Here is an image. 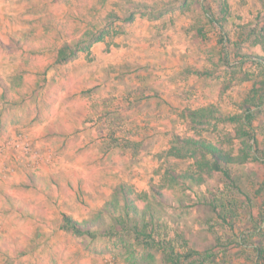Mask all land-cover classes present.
<instances>
[{
    "label": "crops",
    "instance_id": "0c3cea01",
    "mask_svg": "<svg viewBox=\"0 0 264 264\" xmlns=\"http://www.w3.org/2000/svg\"><path fill=\"white\" fill-rule=\"evenodd\" d=\"M237 1L230 0L229 6L219 10L212 8L208 17L203 8L180 7L183 0H0V125L7 122L6 104L11 105L14 120L20 119L22 104H32L35 115L24 120L29 124L24 129V139L39 148L56 139L62 144L77 139L86 154L92 152V159L112 160L124 168L133 165L135 156L167 160L172 157L168 154L171 146L169 142L166 146L161 136L170 135L184 122L183 111L189 110L191 114L213 107L217 109L216 117L223 114L219 105L223 91H237L235 87L228 90L230 85L221 88L226 73L218 71V66L237 62L224 52L229 42L239 44V17L244 10L240 12L239 5L235 6ZM187 3L188 0L184 5ZM261 11L258 8L252 14ZM87 21L95 30L107 32L89 43L93 51L91 59L79 53L59 61L61 36L66 38L80 32L83 36L89 30L85 28ZM229 25L232 31L226 29ZM3 32L10 33L7 40ZM256 44L263 46L258 41ZM9 46L13 53L4 50ZM258 55L264 57V52ZM11 64L14 77L9 78ZM2 85L9 86L10 99L5 100L7 91ZM201 96H205L204 101ZM209 96L211 100L206 98ZM263 106L254 108V118ZM252 132L261 158L253 163L264 162V124L254 122ZM121 136L126 137L127 144L120 145L119 150L112 142H120ZM90 137L99 146H106V150H87V146L92 147ZM149 143L150 149L144 145ZM71 153L76 160V153ZM115 158L117 161H113ZM124 158L132 161H120ZM249 163L240 167L247 169L244 165ZM168 165L163 164L162 176ZM97 167L96 175L102 174L108 181L120 177L113 186L128 181L124 172L114 174L112 167L103 170L101 163ZM76 168L84 171V167L76 165ZM66 183L73 182L66 179ZM3 203L0 200V206ZM17 203L27 206L23 201ZM15 213L5 219L8 225L14 223ZM39 218L50 223L52 215L38 211L23 217V221L33 224ZM15 229L16 226L9 227L11 233ZM33 232H26L28 240L35 237ZM4 240L0 236V253H9L13 258L12 247H6L10 244ZM41 246L45 249V244ZM29 252L31 249L25 248L16 254L27 256ZM46 260L38 264H51L50 257ZM33 262L29 264H36Z\"/></svg>",
    "mask_w": 264,
    "mask_h": 264
},
{
    "label": "rangeland",
    "instance_id": "374dc122",
    "mask_svg": "<svg viewBox=\"0 0 264 264\" xmlns=\"http://www.w3.org/2000/svg\"><path fill=\"white\" fill-rule=\"evenodd\" d=\"M183 1L185 4L186 0ZM229 2L230 0H188L186 5L180 3V7L203 8L206 5L211 6L214 10H219L221 7L229 6ZM237 5H239L240 12L244 10V14L242 13L239 17V37L237 38L239 44L235 45L229 42L224 47V52L237 62L225 67L218 66V71L226 73L225 80L220 83L221 88L230 85L228 90L235 87L237 91L234 89L231 92L223 91V96H221L223 98H220L221 104H219L223 114L219 113L205 123L195 122L189 110L188 112L183 111L182 119L184 122L175 127L170 135L167 134L164 138L161 136V139L166 140V146H169V143L170 146L177 144L174 140L177 134L183 137L195 138L196 136L199 139H205L217 146L225 147L229 152H238L245 146L243 144L244 138L237 135L242 127L245 128L243 120L234 122L230 121L229 117L243 114L245 107L250 106L253 94H255L252 91L254 86L264 89L262 65L249 60L250 57L258 58V54L262 55L264 52L263 46H257L256 41L259 36L254 32V27L258 21L261 24L264 23V0H238L235 6ZM258 8H262V11L257 14L259 15L257 18L256 14V17L252 14V10ZM88 23L89 21H87ZM87 24L85 23V28L89 30L83 32V36L80 34L81 32L73 35L68 34L66 38L61 36L63 43L60 42L62 45L59 48V57L62 52L75 48L74 55L81 53L88 60L91 59L93 51H91L89 43L93 38L107 32L106 29L104 32L100 29L95 30L93 25ZM226 29L232 31L230 25ZM8 34L10 33H2V35H6V40L9 38ZM4 50L10 51L9 53L14 51L10 46ZM236 50L239 53L237 52L235 55ZM19 65L23 64L19 63ZM133 65L135 66V64ZM184 65L186 66V64ZM16 72L17 70H13V73ZM7 74L9 78L14 77L12 64L9 66ZM2 87L7 91L5 100L10 99L9 86L2 85ZM262 93L264 94V90ZM197 94L200 92L197 91ZM197 97L198 95L193 98L194 102H196ZM201 97L204 101L205 96ZM21 98L22 96L19 95V99ZM206 98L211 100L210 96ZM5 107L8 109L5 120L7 122L0 125V200L4 201L3 205L0 206V236L5 239L7 244H10L6 247H12L14 257L9 256V253H0L2 264H29L33 262V259L35 260L33 263L38 264L43 260L46 262L47 256L51 258V264H82V259L93 264L98 262V264H135L133 263L135 258L141 259L142 256H147L146 249H140L136 246L128 233H125L126 238H124V242L128 244L127 247L130 251H135L137 247L140 249L132 255V260L130 259L131 253L124 248L120 243V237L117 236L121 232L112 238L100 233L104 232L101 231L102 227H105L104 224H109L112 221L113 217L111 216L120 215L125 218L123 212L126 210L120 199L113 197L116 187L113 186L114 182L120 177L114 176V181L111 182L102 174L96 175L95 168H98L99 163L102 164L103 170L107 171L112 167L115 169L114 174L126 173L125 179L128 181L124 182L133 187L139 210L145 211L146 207L150 205L155 212L154 220L165 223L160 226V232L162 234L168 232V234L175 236L177 246L187 240L191 248L202 251L208 249L213 254H217V257L214 255L215 262H212V258H210L205 264H253L252 259L255 260L256 258H254L255 253L250 246L253 243L264 244L262 238L264 237V230L261 233L253 230V226L264 227V221L260 215V209L264 204V162H254L256 163L254 164L250 161L249 164L244 165L247 169H242L243 167L239 165L223 164L229 169L228 176L223 175L222 172L209 171L207 166L199 168L196 166L197 158L179 160L170 157L166 160V158L161 159L156 156H148L142 159L135 156L133 165L124 168L122 165L112 163V160H102L101 157L92 159V152L89 155L86 154L77 139L62 144L59 139L54 138L56 140L50 139L53 142L43 144L45 146L41 148L36 144L27 142L24 139V132L26 131L24 129L27 128L28 123L24 120L35 115L32 114L35 112L32 104L31 106L27 103L22 104L20 119L15 120L16 116L9 110L11 105L6 104ZM251 108L254 111L255 107ZM254 122L259 125L264 124V106L259 109L257 114L255 113ZM175 131L179 133H174ZM90 139L92 147L87 146V150H106V146L100 145L103 146L100 147L98 143L94 142V139L91 137ZM125 140L126 137L121 136L120 142L114 140L112 143L114 146L120 147L121 145L122 147L127 144L122 142ZM245 140L250 142L248 138ZM144 145L149 149L152 148V143ZM157 146L159 145L157 144ZM121 147L119 150H122ZM185 150L189 154L192 153V149L185 147ZM71 152L76 153L74 155L77 156L76 160L71 158ZM196 153L201 155L202 152L198 150ZM198 158L200 159V157ZM130 160L124 158L120 161L128 163ZM113 161H117V159L115 158ZM165 162L169 164L168 166L177 167L176 173L178 175L193 165L192 168L199 170L196 171V176L201 175L206 182L197 181L196 178H190L186 181L181 179L179 182H172L166 178L163 181L161 176ZM14 165L19 166L20 169L16 170ZM76 165L84 167V171L77 169ZM92 171L93 173H91ZM142 172L144 173L143 176ZM66 179H71L73 183L67 184ZM213 193L225 196L227 202L237 208L231 210L227 205V208H222L218 202L213 203ZM113 199L120 204V210L107 208L106 213L108 214L103 215L102 213L101 215L100 210L106 207V202ZM13 201L16 203L15 205ZM19 201L25 202L27 206L22 207L17 203ZM219 209L222 213H226L225 216L230 221L222 222L219 218L222 224H216ZM15 211H17V217L13 220L14 223L8 225L5 219L7 216L11 217L16 214ZM38 211L52 215L51 222L48 223L43 218L35 220L33 224L23 221V217L27 218L32 213L38 214ZM110 212H112L111 216H109ZM98 215H100L101 222L99 221L92 226L94 227L92 230L100 231L96 236L88 234L77 236L72 230L65 227V217H73V220H76L81 226H85L88 220ZM144 216L147 221H150L149 212ZM257 221L258 223H256ZM157 222L154 224L155 227ZM15 226L17 229L11 233L9 227ZM116 226L121 230V223ZM22 227L24 230H21ZM32 231L35 232H33L35 237H32L33 239L29 237L28 240L26 232ZM247 237L246 247L237 244L241 238ZM261 239L263 242L260 241ZM37 243L38 247L36 246ZM43 244H45V249L41 246ZM25 248H30L31 253L29 252L27 256L17 257V251H23ZM153 252L156 260L163 262L162 254H158L156 250ZM29 256L31 257L29 258ZM145 263L152 264L150 261Z\"/></svg>",
    "mask_w": 264,
    "mask_h": 264
},
{
    "label": "trees",
    "instance_id": "16d2710c",
    "mask_svg": "<svg viewBox=\"0 0 264 264\" xmlns=\"http://www.w3.org/2000/svg\"><path fill=\"white\" fill-rule=\"evenodd\" d=\"M205 12L207 13V16H210V12L212 10L211 6H203ZM213 11V10H212ZM209 12V14H208ZM261 17L259 18V20ZM255 33L258 34L259 39L257 40L259 43L263 45L264 48V23L261 24L260 21L257 22L255 26ZM76 52L74 49H69L68 51L62 52L61 56L59 57V61H62L66 58H70L72 55H74ZM243 55V54H242ZM249 56V55H246ZM250 57V56H249ZM259 57V56H258ZM244 58V57H243ZM253 58V59H252ZM250 57L249 60L256 61L258 64L262 65V69H264V57ZM229 64V63H227ZM246 79V78H245ZM261 89V90H260ZM256 88L255 86L252 88V91L255 92L252 97V101L250 102V106H246L243 114H237L229 117L230 121L236 122L237 120H243L244 127L241 128L237 135L241 138H244V147L241 148L238 152H229L225 149V147H220L212 142H208L205 139H199L194 137H183L179 134L175 135L174 140L177 144L174 146H171V148L168 151L169 156H172L176 159H186V158H197V164L199 168L208 167L209 171L212 172H222L223 175L226 176L229 175V169L225 165H243L250 161H258L261 158L258 157V143L255 138V134L251 131L252 124L254 120L253 115V109L251 107L258 108L262 104L264 105V94L262 91L263 88ZM261 91V92H260ZM217 112L216 108H210L203 111H194L191 113L192 119L194 120H209L215 116ZM244 118V119H242ZM250 140L248 142L247 139ZM125 142V141H122ZM185 147L192 149V153H188L185 150ZM202 152L201 155H198L196 151ZM200 157V159L198 158ZM193 166V165H192ZM191 167H187L183 170L181 174L176 173V168L173 166H166L165 168V174L162 176V180L165 181L167 178L168 180L172 182H179L181 179L183 181H186L190 178H196L197 181H203L206 182L205 179L202 178V176L198 175L196 176V171H199L198 169H194ZM195 166V167H196ZM170 173V175H168ZM203 179V180H202ZM133 187L127 184L126 182H122L120 185L116 186L114 189L113 197L119 198L120 202L124 204L125 212V218H123L120 215L117 216H111L112 212L109 213V216L113 217L112 221L109 224H104L105 227H102L100 232L104 235H107L109 238H112L113 236L117 235L121 232V234H118L117 236L120 237V243L124 246L125 249L129 253H131V260L133 258V254L137 253L136 251L140 249H146L145 251L148 252L147 256H142L140 258H135L133 263L135 264H142L145 262H149L152 264H205L206 261L210 258H212V262H215V257H217V254H213L210 250H198L195 248H191L188 245V241H184L183 244L180 246H177V240L175 236H172L171 234L164 233L162 234L160 232V226L165 224L164 222H157L154 220L155 212L152 209L150 205H148L145 211L139 210V207L136 205V197L134 196V191L132 189ZM223 193V192H222ZM220 194H214L212 202L216 203L218 202V205L222 208L228 206V208H231V210L236 209L237 207L233 204H230L227 202V200L224 198L225 196H219ZM107 208L110 210H120V204L116 202L114 199L107 202V205L104 209L100 210V214H108L106 213ZM227 208V207H226ZM149 212L151 215L150 221H147L145 218V214ZM226 213H222L219 209L218 212V220L216 221V224H222L220 222V219L222 222L230 221L226 216ZM260 215L262 216V221H264V204L262 208L260 209ZM66 218V224L65 227L67 229H70L75 233L77 236H82L85 234L96 236L99 234V232L92 227L94 224L100 221V215L93 217L92 219L88 220L86 222L85 226H81V224L75 222L71 217H65ZM103 220V219H102ZM101 222V221H100ZM155 222H157L155 227ZM118 223L122 224L121 230L116 226ZM258 223V221L256 222ZM253 230H257V232L261 233L262 230H264V227L260 226H253ZM123 231V232H122ZM253 232V233H255ZM264 232V231H263ZM128 233L131 236L132 242L138 246L137 249L134 251H130L129 247H127V243L124 242V238H126V234ZM178 234V233H177ZM176 235V234H175ZM262 237V236H261ZM264 239V237H262ZM247 238H241L239 246L246 247L245 243ZM260 241L263 242L261 239ZM118 242V241H117ZM119 243V242H118ZM252 243V242H251ZM251 250L254 251L255 260L252 259L253 264H264V244H257L253 243L252 246H250ZM153 250H156L157 253L162 254L163 262H158L156 260V257L153 256L154 252ZM184 250V251H183ZM137 259H140L139 261H136ZM261 261V262H260ZM142 262V263H141ZM147 264V263H145ZM219 264V263H217Z\"/></svg>",
    "mask_w": 264,
    "mask_h": 264
}]
</instances>
